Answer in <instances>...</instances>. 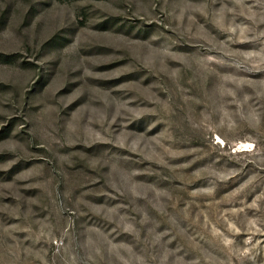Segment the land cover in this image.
I'll list each match as a JSON object with an SVG mask.
<instances>
[{"label":"rangeland","instance_id":"rangeland-1","mask_svg":"<svg viewBox=\"0 0 264 264\" xmlns=\"http://www.w3.org/2000/svg\"><path fill=\"white\" fill-rule=\"evenodd\" d=\"M0 264H264V0H0Z\"/></svg>","mask_w":264,"mask_h":264}]
</instances>
